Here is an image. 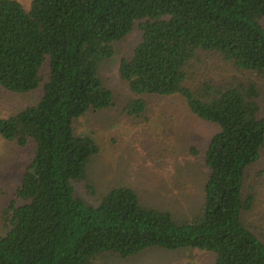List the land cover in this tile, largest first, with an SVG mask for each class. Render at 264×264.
<instances>
[{
  "label": "trees",
  "instance_id": "obj_1",
  "mask_svg": "<svg viewBox=\"0 0 264 264\" xmlns=\"http://www.w3.org/2000/svg\"><path fill=\"white\" fill-rule=\"evenodd\" d=\"M136 28L141 40L119 63L133 97L120 105L102 72ZM204 54L232 69L230 80L204 73ZM260 81L264 0H30L29 7L0 0V88L40 92L0 118L3 140L31 148L2 207L0 264H116L112 258L151 248L199 249L214 264H264V229L246 220L264 178L263 166L252 175L264 159ZM147 96L177 97L217 128L205 152L189 149L208 169L202 212L190 219L144 205L128 183L106 192L92 183L101 151L75 122L118 108L140 118Z\"/></svg>",
  "mask_w": 264,
  "mask_h": 264
},
{
  "label": "rangeland",
  "instance_id": "obj_2",
  "mask_svg": "<svg viewBox=\"0 0 264 264\" xmlns=\"http://www.w3.org/2000/svg\"><path fill=\"white\" fill-rule=\"evenodd\" d=\"M20 1L29 7L30 0ZM140 40L141 31L136 28L117 44L116 56L102 72L117 92L120 105L133 97L119 77L120 59L131 54ZM203 59V72L218 81L226 82L234 75L232 69L222 67L212 54H204ZM259 89L264 112V81L259 82ZM39 96L40 92L13 94L0 88V118L25 108ZM147 103V110L140 118L123 115L118 108L90 112L75 122L78 133L93 137L101 151L92 163V183L100 192L120 182L128 183L137 190L144 205L167 210L179 220L190 219L202 212L203 182L208 169L203 155H192L189 149L197 147L205 152L217 128L197 119L177 97L147 96ZM30 154L31 148H20L0 137V236L7 233L1 218L2 207L9 204ZM260 166L264 169V159L261 165L252 168L253 176L256 177ZM262 180L257 207L246 220L264 229ZM83 192L77 195L86 198ZM111 260L116 264H214L211 254L192 248L179 251L151 248L129 260L117 257Z\"/></svg>",
  "mask_w": 264,
  "mask_h": 264
}]
</instances>
